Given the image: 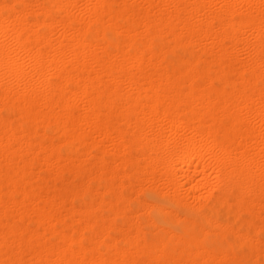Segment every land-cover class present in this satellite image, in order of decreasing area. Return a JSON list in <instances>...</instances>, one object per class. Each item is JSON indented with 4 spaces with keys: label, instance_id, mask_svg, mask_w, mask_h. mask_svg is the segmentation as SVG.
<instances>
[{
    "label": "bare ground",
    "instance_id": "obj_1",
    "mask_svg": "<svg viewBox=\"0 0 264 264\" xmlns=\"http://www.w3.org/2000/svg\"><path fill=\"white\" fill-rule=\"evenodd\" d=\"M0 264H264V0H0Z\"/></svg>",
    "mask_w": 264,
    "mask_h": 264
}]
</instances>
